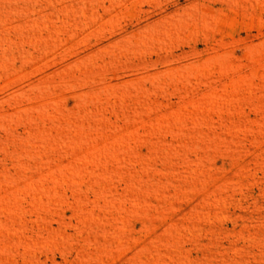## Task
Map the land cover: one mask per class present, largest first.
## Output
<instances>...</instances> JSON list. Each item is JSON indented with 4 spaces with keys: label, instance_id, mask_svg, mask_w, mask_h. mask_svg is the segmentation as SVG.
<instances>
[{
    "label": "rangeland",
    "instance_id": "obj_1",
    "mask_svg": "<svg viewBox=\"0 0 264 264\" xmlns=\"http://www.w3.org/2000/svg\"><path fill=\"white\" fill-rule=\"evenodd\" d=\"M0 264H264V0H0Z\"/></svg>",
    "mask_w": 264,
    "mask_h": 264
}]
</instances>
